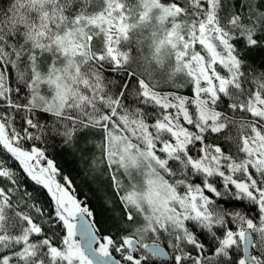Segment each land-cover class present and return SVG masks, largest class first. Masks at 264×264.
<instances>
[{
  "label": "snow or ice",
  "instance_id": "obj_1",
  "mask_svg": "<svg viewBox=\"0 0 264 264\" xmlns=\"http://www.w3.org/2000/svg\"><path fill=\"white\" fill-rule=\"evenodd\" d=\"M0 264H264V0H0Z\"/></svg>",
  "mask_w": 264,
  "mask_h": 264
},
{
  "label": "trees",
  "instance_id": "obj_2",
  "mask_svg": "<svg viewBox=\"0 0 264 264\" xmlns=\"http://www.w3.org/2000/svg\"><path fill=\"white\" fill-rule=\"evenodd\" d=\"M61 163L64 164V167L69 171H72L75 174L76 165L71 157L61 156ZM93 204H98L97 200L93 198Z\"/></svg>",
  "mask_w": 264,
  "mask_h": 264
}]
</instances>
